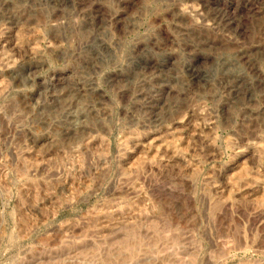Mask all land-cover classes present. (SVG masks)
Instances as JSON below:
<instances>
[{"label":"rangeland","instance_id":"obj_1","mask_svg":"<svg viewBox=\"0 0 264 264\" xmlns=\"http://www.w3.org/2000/svg\"><path fill=\"white\" fill-rule=\"evenodd\" d=\"M0 264H264V0H0Z\"/></svg>","mask_w":264,"mask_h":264},{"label":"bare ground","instance_id":"obj_2","mask_svg":"<svg viewBox=\"0 0 264 264\" xmlns=\"http://www.w3.org/2000/svg\"><path fill=\"white\" fill-rule=\"evenodd\" d=\"M104 45V44H103ZM108 48V47H107ZM243 52V51H242ZM62 82V81H61ZM63 83V82H62Z\"/></svg>","mask_w":264,"mask_h":264}]
</instances>
